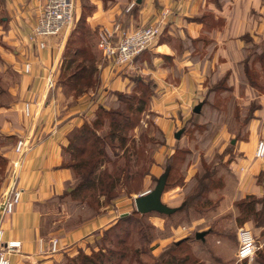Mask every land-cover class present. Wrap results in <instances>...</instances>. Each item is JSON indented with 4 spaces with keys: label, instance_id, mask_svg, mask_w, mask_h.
Returning <instances> with one entry per match:
<instances>
[{
    "label": "crops",
    "instance_id": "obj_1",
    "mask_svg": "<svg viewBox=\"0 0 264 264\" xmlns=\"http://www.w3.org/2000/svg\"><path fill=\"white\" fill-rule=\"evenodd\" d=\"M102 1L93 0L96 10L87 18L89 27L95 33L103 27L112 29L113 24H119L122 31H127L161 21L162 32L149 49L173 58L168 66L162 65V59L155 58L153 67L145 66L141 72L153 79L155 84L152 110L165 117H181L192 105L196 106L201 99L198 93L206 68L212 69L213 81L227 72L229 78H233L237 62L243 58V48L248 46L243 35L254 41L264 37V0H219L221 6L218 8L211 0H140L138 10L134 12L131 8L137 0H116L109 7H103ZM126 4L132 6L126 7ZM40 6L32 10L35 15H38ZM206 10L212 11L221 24L207 34L213 40L211 55L199 58L193 56V49L186 45L188 38L194 39L206 33L204 25L187 18L198 17ZM28 14L15 11L10 17V28L3 33V38L12 48L6 47L9 52L3 49L0 53L4 57V62H0L3 80L11 85L3 93L8 100L0 99L3 104L0 106V152L10 161L16 157L13 149L16 140L32 135L30 149L20 157L15 179V185L21 189L20 200L14 211L3 217L0 226L3 228V241L18 240L21 243L20 248L9 256L11 264H37L39 261L54 264L64 253H73L76 246L90 242L95 232L111 220L103 214L69 230L62 227L46 236L42 233L46 204L52 199H59L74 180L73 170L61 166L66 136L74 127L92 119L95 109L103 104L110 91H129L131 82L125 75V68L120 70L108 60L100 67L96 90L77 97L66 95L56 84L64 45L57 52L59 38L50 39L55 49H40L31 44L28 37L36 20ZM175 38L184 46L180 54L174 48ZM27 60L31 62V68L26 73L23 62ZM50 67L54 68L55 84L49 89L45 79ZM131 67H134L133 61L127 71ZM25 102L31 104L34 122L37 118L34 128L31 118L23 114ZM169 123L165 129L161 125L165 132L170 128ZM8 136L14 137V140L6 139ZM260 138L251 131L248 141L237 145L241 155L230 164L233 169L230 178L234 186L225 194V197H232L231 204L235 198L248 194L264 195V159L254 158V149ZM6 186L7 180L3 190ZM124 204V201L117 203V215L129 211L127 206L123 207ZM52 239H57L54 251L50 245ZM263 245L264 241L259 246Z\"/></svg>",
    "mask_w": 264,
    "mask_h": 264
},
{
    "label": "trees",
    "instance_id": "obj_2",
    "mask_svg": "<svg viewBox=\"0 0 264 264\" xmlns=\"http://www.w3.org/2000/svg\"><path fill=\"white\" fill-rule=\"evenodd\" d=\"M211 1L217 8L221 6L219 0ZM138 4L135 2L131 12L138 10ZM81 8V13L76 17L75 25L69 34L63 52V60L58 68L57 85L68 96H79L95 87L100 81L97 73V59L95 60L90 49V43L84 40L86 36H83L82 33L85 29L93 32L87 26V18L96 10V5L86 3ZM187 20L203 23L206 33L194 39L188 38L186 47L193 49L192 52L195 57L206 58L207 55L210 56L213 40L207 34L210 29L220 26V19H215L213 12L206 10L198 17L194 16L187 18ZM242 37L252 47L249 50L248 46H245L243 51L246 53L249 51L248 55L252 54L256 57L254 52L256 50L259 60L262 62L260 68L264 67V37H261L259 41H254L248 35ZM173 40L176 44L174 48H176L177 54H180L184 46L178 38ZM155 58L162 59V65L168 66L173 57L145 49L134 57L133 63L140 62L141 65L138 64L137 68L141 71L145 66L153 67ZM248 60L246 55L241 64L248 76L245 74V80L254 84V77L248 74ZM127 67L120 68V70ZM95 73L96 79L94 78ZM228 73L219 78L220 80L212 86L211 90L215 91L218 86L220 89L223 88L222 86L226 87ZM127 77L132 83L131 89L129 91H110L108 97L112 96L113 101L116 102L115 106L105 107L104 104H99L89 122H83L67 134V144L63 147L64 156L61 166L73 170L74 180L67 187L69 190H65L63 195L58 198L68 197L79 203L83 202L92 207L96 215L102 206L106 207L113 204L119 197L130 194L132 189L130 182L138 177L143 178L149 173L151 165L154 163V159L150 157L149 166L145 167L142 164L139 168H135V161L141 153V147H135L133 144L132 131L139 124V115L145 108L150 109V99L155 94V84L153 79L144 73L139 74L138 70L131 72ZM194 108V115L199 114L200 109L196 112ZM140 135L142 140H149L146 134L141 133ZM9 138L14 139L10 136ZM160 143L163 145V142ZM186 152V150L177 147L166 158L163 173L160 175H165V186L169 176L173 171L175 172L176 166L182 165L185 161ZM223 162L224 159H219L213 166L202 168V175L195 174V186L192 192L185 196L182 204L177 207L175 212L167 216L179 213L187 215V212L191 210L201 217L216 213L220 203L224 200L222 191L227 185V175H230L228 166L226 167ZM225 174L226 178H224ZM7 176L8 161L0 155V198L4 191L3 187L6 184ZM232 208L235 211V220L240 226L245 222L253 221L256 227L264 229V195L248 194L235 198L232 202ZM140 216L141 213L136 210L119 216L100 235L98 250H92L90 253L78 250L76 255L68 256L64 264H129L133 261L139 262L142 254L147 255L155 248V246H151V243L156 239L155 227L144 224L140 221ZM212 231L210 226L205 232L210 233ZM197 233H194V238L203 243L205 234L197 238ZM226 233L228 234L227 231ZM189 238V236L186 237V239ZM235 238L237 243V235ZM175 244H169L156 256L148 255L152 257L149 264H204L203 260L196 261L192 259L193 256L188 254L180 255L178 253L180 244ZM219 259L221 258L219 257ZM221 261L223 260L221 259ZM143 263L148 264L147 261ZM254 264H264V251L261 250L258 253Z\"/></svg>",
    "mask_w": 264,
    "mask_h": 264
},
{
    "label": "rangeland",
    "instance_id": "obj_3",
    "mask_svg": "<svg viewBox=\"0 0 264 264\" xmlns=\"http://www.w3.org/2000/svg\"><path fill=\"white\" fill-rule=\"evenodd\" d=\"M43 1L44 0H0V53H3V49L8 53L9 51L7 48H12L5 43L3 33L9 30V19L13 13H15V11L16 13H19V11L25 12V14L29 12V17L36 20L38 15H35L32 10L37 8L38 5L40 6ZM75 1L76 16H79L81 13V6L83 4L94 3L93 0ZM112 1L116 0H103V7H109ZM128 1L131 2V0ZM133 5H135V2ZM120 6L124 7L123 5ZM127 6L130 5L126 4V7ZM114 25L115 24H113L111 28H113ZM87 26L89 27L88 22ZM82 33L83 36H86L84 40L90 43V49L95 60L97 59V73L99 75L100 67L106 64L108 60L104 58L96 45V40L98 39L96 34L98 31L97 33H91L88 29H85ZM69 34L66 37L63 49H65ZM248 48L249 50L252 49L249 43ZM63 52L60 57V62L63 60ZM254 52L256 57L252 54L248 55V53H250L249 51L247 53L243 51V58L237 62L235 75L230 79V74L228 73V79L225 84L226 87L222 86V89L218 86L215 91L211 90L212 86L220 79L218 78L215 81L212 80V69L210 67L204 70V84L201 86V90L198 93L200 96L198 98L201 99L197 98L199 101L196 103V105H200L199 114L194 115V105H192V107L188 109V112L185 115H181V117H165L152 110V99H150V109L145 108L139 115V124L133 129L132 134L135 147H141V153L135 161V168H139L142 164H144L143 166L145 167L149 166L148 163L150 162H148V160L150 157L154 159V163H151L152 165L149 173L143 178L138 177L130 182V187L132 188L129 192L130 194L119 197L113 204L107 205L106 207L102 206L99 208V213L97 215L94 213L92 207L68 197L52 199L46 204L43 211L44 215L41 228L45 236L62 227L65 230L72 229L90 218L103 214H106L111 219L107 226L95 232L90 242L86 241L83 245L79 247L76 246L73 253H64L61 259L55 261L54 264H64L67 261V257L76 255L78 250H83L87 253H90L92 250H98L100 246V235L120 216L117 215V203L121 201L126 202L123 207H128L129 211L127 213L136 210L134 197L151 190L155 186L158 178L163 173L166 158L172 154L177 147L187 152L184 158L185 161L182 165L179 164L176 166L175 172L173 171L169 176L167 185L164 186L161 195L162 202L170 207H179L182 204L185 196H188L195 186V176L202 175L205 166H213L219 159H224L223 163H225L226 167L228 166L227 169H229L230 175L232 174L233 169L230 164L236 161V158L241 155L237 150L238 143L247 142L251 131L257 134L258 137L264 138V67L260 68L262 62L259 60L258 52L256 50H254ZM246 55L247 58L251 60L247 61V69L248 74L254 77V84H250L245 80L247 73L243 70L244 66L241 64V61ZM3 60L4 57L0 55V62ZM138 64L141 65L140 62H136L134 67H131L128 71L125 69V72H127L126 76H129V74L135 70H138L139 74L142 73L137 68ZM94 78H97L96 73ZM98 86L99 84L89 89L88 92L96 90ZM10 87L11 85H9L6 80H3V74L1 72L0 99L3 101L8 100L6 96H3V93L5 91L7 92ZM129 89H131V87ZM61 91L63 92L62 89ZM1 103L2 101L0 100V105H3ZM103 104L105 107H114L116 102L113 101L111 96L104 98ZM168 121H170V128L165 132L163 128L167 125ZM172 124H174L173 127ZM177 132H179L178 137H176ZM141 133L146 134L149 140H142ZM6 139L11 141L14 140L10 139L9 136L6 137ZM160 142H163V145H160ZM0 143L2 142L0 141ZM0 155L6 159L1 152ZM181 167L182 169H180ZM230 175H227V185L222 191L224 200L220 203V206L214 214L201 217L192 210L188 211L187 215L185 213H179L167 216L166 214L155 211L141 214L140 221L146 225H153L155 227L156 239L151 243V246H155V248L151 253L148 252L147 255L142 254L139 262L133 261L129 264H144L143 262L145 261L149 264L152 257L148 255H158L171 243H176L175 245L180 244L178 251L180 255L188 254L189 256H193L192 259L196 261L203 260L204 264H254V260L257 258L258 253L261 250L264 251V245L262 247L259 246L264 241V229L262 227H256L253 221L241 224L247 225L253 229L256 234L258 249L256 250L253 260L237 262L236 250L238 241L236 243L235 237L237 228L240 224L235 220V211L231 204L232 197H225L227 191L233 190L234 186L231 182ZM224 178H226V174ZM228 186L229 188L227 189ZM111 210H113V212H111ZM229 211L230 213H227ZM210 226L213 231L206 233L205 231L208 230ZM195 232H203V234H205L203 243L194 238ZM188 236L190 238L186 239ZM219 257L223 261H221ZM37 264L43 263L39 261Z\"/></svg>",
    "mask_w": 264,
    "mask_h": 264
},
{
    "label": "built area",
    "instance_id": "obj_4",
    "mask_svg": "<svg viewBox=\"0 0 264 264\" xmlns=\"http://www.w3.org/2000/svg\"><path fill=\"white\" fill-rule=\"evenodd\" d=\"M76 15L75 0H44L40 6L36 22L32 27V32L28 37L29 41L37 48L53 49L55 46L51 45L50 39L59 38L58 52L63 47L66 37L75 24ZM162 28L161 21L127 31H122L119 24H115L112 29L103 27L97 34V47L104 58L111 61L115 66L123 68L129 66L136 55L152 47L157 37L161 34ZM30 68L31 62L29 60L23 62L24 72H29ZM45 80L47 88L50 89L54 86V68L50 67L47 69ZM22 111L26 117L31 118L32 128H34L37 118L34 122V114L31 110L30 102L23 104ZM31 137L32 135L19 137L14 144L13 149L16 157L8 161L7 176V185L12 181V186L3 205H1L3 194L0 198V222L5 215L14 211L16 204L20 200L21 189L15 185V179L20 167V157L30 149ZM254 158L258 160L264 159V138H260L257 141L254 149ZM236 235L238 240L236 261L253 260L258 246L252 229L244 225L239 226ZM56 244L57 239H52L50 245L53 251L56 250ZM20 246L21 243L18 240L3 241V228L0 226V264H11L9 256Z\"/></svg>",
    "mask_w": 264,
    "mask_h": 264
},
{
    "label": "water",
    "instance_id": "obj_5",
    "mask_svg": "<svg viewBox=\"0 0 264 264\" xmlns=\"http://www.w3.org/2000/svg\"><path fill=\"white\" fill-rule=\"evenodd\" d=\"M136 2L139 3L140 0H137ZM199 109H200V105H196L194 108V111L198 112ZM178 136H179V132L176 133V137ZM165 180H166L165 175L160 176L157 183L151 190H148L134 197L135 209L138 212H140L141 214H144V213L155 211V212L168 215L176 211L177 207H170L166 205L165 203H163L161 200V195L163 193V189L165 186ZM11 186H12V181L9 182L5 192L3 193V196L1 199V205L4 204L9 194V191L11 189ZM126 214L127 213H123L120 216H124ZM202 235H203V232H198L197 238L201 237Z\"/></svg>",
    "mask_w": 264,
    "mask_h": 264
}]
</instances>
